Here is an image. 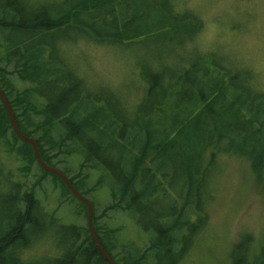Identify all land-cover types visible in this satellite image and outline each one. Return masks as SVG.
I'll list each match as a JSON object with an SVG mask.
<instances>
[{"label": "trees", "instance_id": "trees-1", "mask_svg": "<svg viewBox=\"0 0 264 264\" xmlns=\"http://www.w3.org/2000/svg\"><path fill=\"white\" fill-rule=\"evenodd\" d=\"M53 2L51 6L34 7L30 0H0V63L12 65L15 75L32 85L24 89V95L12 99L16 91L0 68V88L21 131L36 140L47 164L51 166L45 156L49 147L43 150L45 144L70 143L68 153L80 154L86 165L100 170L99 185L110 187L115 206L150 234L148 252L129 244L131 250H124L118 259L113 232L102 233L94 224L103 247L117 264H180L208 224L206 207L214 198L208 186L212 185L220 153L244 158L264 183V93L252 85V78L215 65L203 53L184 52L185 42L194 37L184 33V40H179L176 35L182 31L195 35L201 24L187 11L176 10L175 0ZM146 37L154 42L169 40L164 52L172 57L164 63V70L152 66L154 69L146 74L140 73L147 95L152 99L157 94L161 106L165 100L172 107L167 115L169 123H163L167 129L151 119L145 127L134 130L133 125L95 104L90 96L92 89L86 88L78 72L71 70L73 64L61 48L63 42L78 40L123 44ZM61 39L65 41L58 46ZM196 55H201L199 62H189ZM172 58L178 61L171 64ZM31 94L43 99L41 107L32 109L27 101ZM18 107L24 110L21 114ZM30 110L40 119H33ZM28 127L35 133L44 132L34 137ZM8 130L22 143L20 156L36 160L33 146L14 131L0 98V138ZM50 134L56 135L52 141ZM2 181L6 179L0 176ZM9 188L0 186V195L4 193V201L10 203L1 200L0 206L13 208L0 227V264L24 263L22 250L32 244L34 237L41 239L50 232L52 238L59 234L64 237L63 248L58 251L63 253L54 257V264H109L89 230L60 226L44 213L34 194L21 195L15 187ZM162 196L172 197L173 202L165 206L158 200ZM52 228L61 231H49ZM255 242L252 235H245L231 253V264H264V241L257 246Z\"/></svg>", "mask_w": 264, "mask_h": 264}, {"label": "rangeland", "instance_id": "rangeland-1", "mask_svg": "<svg viewBox=\"0 0 264 264\" xmlns=\"http://www.w3.org/2000/svg\"><path fill=\"white\" fill-rule=\"evenodd\" d=\"M53 1L56 0H30L35 4L34 7L51 6L55 3ZM156 1L160 3L163 0ZM175 8L181 12L187 11L194 21L197 18L201 24L195 35L192 31H182L176 35L179 40H184V33L194 37L185 42L186 54H192L193 51L194 54L203 53L204 58H210L215 65H222L246 79L252 78V85L264 93V0H175ZM1 40L0 36V43ZM63 41L65 39H61L58 46ZM168 41L158 39L154 42L151 37L123 44L78 40L72 44L63 42L61 48L65 57L73 64L74 68L70 65L71 70L76 74L78 72L86 88L92 89L90 96L95 104L104 106L107 112L114 113L130 126L133 125L134 130L145 127L151 119L160 121V126L167 129L163 123H169L167 115L172 107L165 100L161 106L162 100L157 94L152 99L147 95L140 73L146 74L154 68L164 70V63L172 57L164 52ZM2 51L0 47V57ZM184 52L181 54L186 55ZM175 54L180 56L178 51ZM200 56L192 57L189 62H199ZM171 61L174 64L178 60ZM0 68L6 71L4 76L16 91L11 96L12 99L18 97L17 94L24 95V89L32 86L23 82L18 74L15 75L12 65L0 63ZM27 101L32 109L35 106L41 107L43 103V99L35 94L28 96ZM154 109L156 111L150 115L149 112ZM23 111L18 107V114ZM28 113L33 119H40L34 111L30 110ZM33 129L28 127L34 137L44 132L43 129L35 133ZM53 136L56 138L55 134L49 135L51 141ZM21 145L9 130L4 138H0V176L6 179L0 182V186L8 185L12 190L16 188L21 195L34 194L44 213L60 226H74L83 232L89 230L87 206L66 189L59 176L47 172L37 158H22L19 154ZM50 146L45 144L43 150H48L49 147L45 156L51 166L61 170L78 185L80 192L86 194L94 205L93 225L102 233L113 232L116 242L115 257L119 259L124 250H131L127 246L129 244H133L138 251L148 252L150 234L127 212L115 206L117 201L113 198L110 187L99 185L101 171L86 165L80 154H69L71 144L68 142L63 146ZM216 164L212 185L209 183L208 186L209 195L214 197L206 207L208 224L196 238L195 247L193 244L180 264H231V253L245 235L254 237L255 246L259 245V241H264V183L252 172L244 158L220 153ZM172 171L177 180L178 175L176 176L173 165ZM174 186L179 193L175 181ZM170 194L173 200L177 198L172 192ZM172 197L162 196L158 200L167 206L173 202ZM1 200L10 204L4 201V193L0 195V202ZM5 207L0 206V227H3L8 214L13 211L8 205ZM42 231L37 234L40 235ZM49 231L61 230L52 228ZM51 234L52 232L41 239L34 237L32 244L22 250L21 260L24 263L19 264H54V257L63 253L58 251L63 248L61 239L64 237L59 234L60 236L55 235V239Z\"/></svg>", "mask_w": 264, "mask_h": 264}, {"label": "water", "instance_id": "water-1", "mask_svg": "<svg viewBox=\"0 0 264 264\" xmlns=\"http://www.w3.org/2000/svg\"><path fill=\"white\" fill-rule=\"evenodd\" d=\"M0 98L2 100V102L4 103L6 110L8 112L9 118L11 120L12 126L14 131L16 132V134L18 135V137L20 139H22L25 142L30 143L35 151V156L37 158V161L39 162V164L49 173H53L57 176H59L63 182L67 185V187L69 188V190L73 193V195L79 199L80 201L84 202L87 207H88V226H89V231L91 233V236L93 238V241L95 242L98 250L100 251V253L102 254V256L106 259V261L109 264H117L114 259L107 253V251L105 250V248L103 247L98 235L96 234L95 230H94V225H93V216H94V207L91 203V201L85 197L84 195H82L74 186V184L71 182V180L59 169L50 166L49 164H47L44 159L42 158V155L40 153V148L38 143L36 142L35 139L30 138L28 136H26L20 129L17 119L15 117V114L13 112V109L11 107V104L9 102V100L7 99L5 93L3 92V90L0 88Z\"/></svg>", "mask_w": 264, "mask_h": 264}]
</instances>
